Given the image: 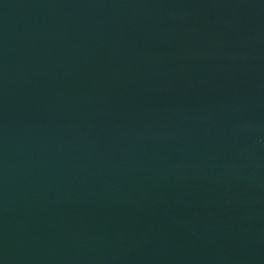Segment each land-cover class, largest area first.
Masks as SVG:
<instances>
[{
	"label": "water",
	"instance_id": "obj_1",
	"mask_svg": "<svg viewBox=\"0 0 264 264\" xmlns=\"http://www.w3.org/2000/svg\"><path fill=\"white\" fill-rule=\"evenodd\" d=\"M0 264H264V0H0Z\"/></svg>",
	"mask_w": 264,
	"mask_h": 264
}]
</instances>
